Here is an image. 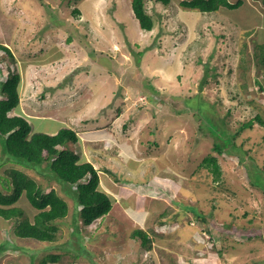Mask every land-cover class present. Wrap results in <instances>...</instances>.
<instances>
[{"label": "rangeland", "instance_id": "obj_1", "mask_svg": "<svg viewBox=\"0 0 264 264\" xmlns=\"http://www.w3.org/2000/svg\"><path fill=\"white\" fill-rule=\"evenodd\" d=\"M182 1H147L155 25L145 31L131 0H0V44L14 55L0 51V81L22 76L15 113L33 132L75 130L69 148L98 169L113 201L85 226L55 179L4 164L1 173L13 166L55 189L69 214L54 242L18 237L17 221L37 213L23 196L22 217H0V264L51 255L59 259L48 264H264V185H254L264 183L255 166L264 167V127L254 120L264 119V5L201 13ZM208 117L231 132L254 121L236 139L247 167L214 151L225 135ZM208 155L219 181L202 165Z\"/></svg>", "mask_w": 264, "mask_h": 264}, {"label": "trees", "instance_id": "obj_2", "mask_svg": "<svg viewBox=\"0 0 264 264\" xmlns=\"http://www.w3.org/2000/svg\"><path fill=\"white\" fill-rule=\"evenodd\" d=\"M147 1L149 0H131V8L140 28L151 31L155 23L146 10ZM154 1L164 5L171 3V0ZM261 1L264 5V0ZM243 2V0L235 3L229 0H183L180 5L183 9L214 13L223 8L236 10L243 5ZM79 12L78 9L74 10L75 14ZM0 51L4 52L8 59H14L11 49L7 46L0 44ZM262 53L261 62L264 67V50ZM1 72L2 67L0 66ZM21 82V73L10 71L7 77L0 81V169L4 164L20 165L55 179L67 195L75 198L80 206L79 214L83 224L90 226L95 221L103 219L111 211L112 198L101 190L99 171L93 163L84 161L76 150L69 148L70 143L77 144L80 140L75 130L63 127L54 134L33 132L30 122L15 113L20 104ZM205 83H207L206 79L202 81V85ZM199 104L202 107L201 105L206 103L200 102ZM12 112L14 115H10ZM201 115L205 116L202 111L199 116ZM208 118L211 122L209 124L217 127L213 131L218 132L222 125ZM254 120L264 127V119L260 115H256ZM253 123V120L244 122L235 132L222 127L221 131L225 137L223 140L217 138L223 143L216 142L213 147L214 151L222 153L226 149L228 154L240 157L247 167L249 163L246 161V153L241 152L236 139L241 131L249 126L252 127ZM202 165L211 171L215 181L220 180L222 171L216 157L206 156ZM255 166L264 173V167H259L258 164ZM254 185L263 188L264 183L258 181ZM23 196L37 213L33 221L27 218L20 222L17 221L15 227L17 236L41 242H54L59 230L57 221L63 220L69 214L68 202L53 188L45 191L34 178L20 169L12 166L6 168L3 173L0 172V217L5 221L22 217L24 213L16 204ZM132 235L141 244L150 245L151 243L148 234L142 229L134 230ZM57 259H59L57 255L47 256L39 264H48V261Z\"/></svg>", "mask_w": 264, "mask_h": 264}, {"label": "bare ground", "instance_id": "obj_3", "mask_svg": "<svg viewBox=\"0 0 264 264\" xmlns=\"http://www.w3.org/2000/svg\"><path fill=\"white\" fill-rule=\"evenodd\" d=\"M146 239V238H145Z\"/></svg>", "mask_w": 264, "mask_h": 264}]
</instances>
